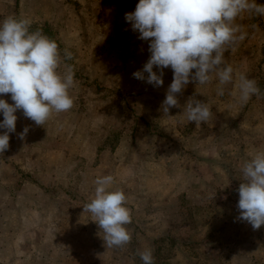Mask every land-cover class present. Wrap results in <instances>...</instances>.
Masks as SVG:
<instances>
[{"label": "rangeland", "instance_id": "374dc122", "mask_svg": "<svg viewBox=\"0 0 264 264\" xmlns=\"http://www.w3.org/2000/svg\"><path fill=\"white\" fill-rule=\"evenodd\" d=\"M137 3L0 0V23L30 18L32 30L73 52L67 63L77 82L73 109L44 126L16 113L10 147L0 155V264H143L138 253L147 249L156 264H264V225L254 230L237 207L243 165L264 151V97L241 105L234 85L218 97V81L189 83L181 106L195 95L213 117L196 127L183 107L164 115L171 68L159 88L133 77L150 56L124 19ZM259 24L225 56L264 90V19ZM0 99L14 103L10 93ZM105 175L114 177L109 191L123 190L131 209L132 240L123 248H107L83 211L95 198V179Z\"/></svg>", "mask_w": 264, "mask_h": 264}, {"label": "clouds", "instance_id": "9594fccd", "mask_svg": "<svg viewBox=\"0 0 264 264\" xmlns=\"http://www.w3.org/2000/svg\"><path fill=\"white\" fill-rule=\"evenodd\" d=\"M124 19L131 31L138 34L137 38L148 44L150 53L133 77L159 88L164 84V70L170 67L173 71V81L161 106L164 115L170 116L173 107H183L182 114L196 127L213 117L209 102H202L195 95L181 106L179 95L189 83L198 87L218 81V97L225 95L227 85H234L238 92L232 95L241 105L253 97H264L257 78L237 73L225 56L232 55L261 30V0H138L135 10L125 13ZM73 58L72 51L62 50L41 29L32 30L30 18L8 16L0 23V96L10 93L14 102L0 99V113L4 117L0 129L6 130L0 134V155L10 147L18 110L36 125L44 126L54 114L73 109L75 98L71 90L77 82L74 67L67 63ZM28 132L25 127L19 138L23 139ZM242 175L238 219L258 230L264 225V151L257 152L243 165ZM114 182L112 175L96 178L95 198L83 206V211L91 213L103 230L107 248H123L132 240L126 227L132 223V214L126 206L124 191H109ZM138 255L143 264H155L151 249Z\"/></svg>", "mask_w": 264, "mask_h": 264}, {"label": "trees", "instance_id": "16d2710c", "mask_svg": "<svg viewBox=\"0 0 264 264\" xmlns=\"http://www.w3.org/2000/svg\"><path fill=\"white\" fill-rule=\"evenodd\" d=\"M160 254V251H159V253L157 254V255H159ZM156 264V263H155Z\"/></svg>", "mask_w": 264, "mask_h": 264}]
</instances>
